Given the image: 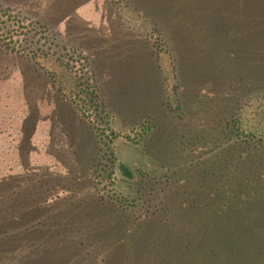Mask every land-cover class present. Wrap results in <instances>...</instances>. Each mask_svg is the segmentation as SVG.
<instances>
[{
  "label": "trees",
  "instance_id": "trees-1",
  "mask_svg": "<svg viewBox=\"0 0 264 264\" xmlns=\"http://www.w3.org/2000/svg\"><path fill=\"white\" fill-rule=\"evenodd\" d=\"M115 3L143 22L151 104L130 126L116 100L100 94L94 69L73 79L75 100L56 99L79 155L76 171L59 180L34 173L26 199L11 191L0 204V254L28 251L29 264H264V132L248 131L243 118L250 103H264V0H178V10ZM191 79L209 96L199 100L208 121L195 132L182 127ZM116 123L145 156L167 128L170 145L151 157V171H139L132 196L119 189L126 173Z\"/></svg>",
  "mask_w": 264,
  "mask_h": 264
},
{
  "label": "rangeland",
  "instance_id": "rangeland-1",
  "mask_svg": "<svg viewBox=\"0 0 264 264\" xmlns=\"http://www.w3.org/2000/svg\"><path fill=\"white\" fill-rule=\"evenodd\" d=\"M116 1L0 0L2 206L7 204L5 200L12 190L23 194L21 199L29 197L34 173L50 174L59 180V176L65 178L66 169L76 171L79 155L67 135L64 120L59 117L64 108L56 99L64 96L75 100L73 79H88L94 69L100 94L119 104L116 111L120 121L132 126L140 117L144 118L142 115L152 101L151 93H156L155 86H147V89L144 84V75L151 73L148 70L150 66L145 65L146 53L151 57L150 47L144 43L145 36L139 33L142 20L129 12L132 9ZM130 1L142 9H148L152 3L164 6L176 3L178 10V0ZM171 11L172 15L176 14L174 9ZM184 54L187 56L188 52ZM102 66H105L103 71ZM193 67L194 64L189 66V74L195 73ZM166 71L170 73L168 67ZM41 73L46 74L45 78L44 75L39 76ZM194 82L195 79H191L186 88L183 87L188 94L190 110L183 118L182 127H187L188 132L205 127L210 114H206V108L199 103L201 98L209 97L207 91L198 88ZM168 85L167 93L170 94L171 79ZM243 118L248 131L264 132V103H250ZM169 120L175 118L170 117ZM166 121L163 119L156 124L163 125ZM114 127L119 135L115 143L117 156L127 174L125 177L121 175L119 189L129 195V186L138 184L139 171H151V157L164 156L162 144L170 145L164 132L167 128L163 127L152 137V142H148L152 154L145 156L128 141L126 136L130 133L122 123H116ZM87 140L89 144L94 141L92 135H88ZM63 161H68L67 166ZM157 171L162 173L163 170ZM4 217L10 218V215L5 214ZM2 231L3 228L0 234ZM29 249L27 246L21 251ZM27 253L20 255L18 252L14 257L6 249L1 252L0 260L2 264H19L24 257L21 264H29L30 259L27 258L30 253Z\"/></svg>",
  "mask_w": 264,
  "mask_h": 264
}]
</instances>
